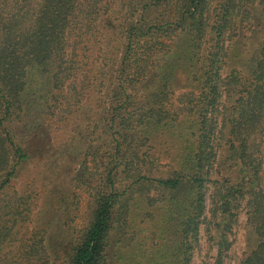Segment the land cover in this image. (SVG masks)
Listing matches in <instances>:
<instances>
[{
    "label": "trees",
    "instance_id": "16d2710c",
    "mask_svg": "<svg viewBox=\"0 0 264 264\" xmlns=\"http://www.w3.org/2000/svg\"><path fill=\"white\" fill-rule=\"evenodd\" d=\"M94 95L98 117L85 128L100 123L105 139L83 142L72 176L90 212L57 263L51 221L35 220V179L13 181L34 159L46 170L65 163L49 141L66 147ZM263 126L264 0H0V264H191L204 181L222 161L210 211L216 264L242 200L243 264H264ZM157 132L172 150L158 149ZM134 218L150 231L136 249Z\"/></svg>",
    "mask_w": 264,
    "mask_h": 264
},
{
    "label": "rangeland",
    "instance_id": "374dc122",
    "mask_svg": "<svg viewBox=\"0 0 264 264\" xmlns=\"http://www.w3.org/2000/svg\"><path fill=\"white\" fill-rule=\"evenodd\" d=\"M183 91L185 90L176 89L175 94H179ZM95 111L96 96L94 95L91 99L84 101L82 109L76 113V116L79 119L73 121L69 128V133L70 135L72 133V137H62L64 142L69 140V143L66 144V147L65 145L59 147L57 143L55 144L54 142L53 144L49 141V147L52 148V152L56 153L55 156L63 157L64 161V157H67L65 163L62 164V158H58L56 159L57 161H54L57 162V165L47 169V171L46 168L49 167V165H44L45 161L41 163L34 159L27 162L18 170L16 178L13 181L15 182V187L21 189L23 184L26 185L29 181L35 179V183L38 186L37 199L35 200L38 208H36L37 215L35 216V220L38 221V215H41L46 218L47 221H51L48 228V238L51 242L50 253L53 254V251H56L57 255L55 258L57 259V263L64 256V249L67 248V243L70 240V237L75 234L74 231L76 229H80V227L85 223L90 212V196L84 189L74 187L72 176L75 169L78 167V159L74 157V155L76 156V154L82 152L83 142L97 145L99 142H102L105 139V136L102 133L101 138L97 140L98 133H101L102 131L99 128L101 125L100 123H97L98 127L94 129V127H92L94 125L92 121L91 124L88 123L90 125L85 128L89 119H96L98 117V115L95 114ZM102 116L103 112L101 110L99 118H102ZM219 119L220 118H218V127L220 126ZM78 122H81L80 129L86 130V132H83L80 135L77 133L79 128L76 124ZM261 135L263 141L262 144L264 159V126L262 127ZM153 137V143L155 145L159 146V143L162 142L158 149H161L162 146L163 148H171L172 150L169 135L167 133L157 132ZM58 139H60V137ZM214 145L216 147L215 153L219 159V157L225 153V147H223L224 142L223 140L216 138ZM64 150H67V153ZM104 151H108L107 146H103V152ZM58 162L61 163L58 164ZM218 163L219 165L217 166V170H215V163L213 164V169H211L209 172L208 178L204 181L205 188L203 191L206 215L200 223L197 241L192 251L191 264H216L217 261L219 246L217 244V239L214 238V220L210 211L214 206L213 200H215V191L217 187L216 178L221 177L222 173H224L222 168V163L224 162L222 161L221 163ZM89 165L92 167L94 174L100 172L101 168L96 170V167L99 166H91V164ZM64 194L66 197H69V199L64 205H61L58 203V201L62 195L64 197ZM68 204L69 207L66 209ZM244 205L245 201L242 200L238 207L239 209L237 210L238 216L236 223H234L227 232V247L221 256L222 264H243V259L248 253L246 236L249 227L246 222ZM146 222L147 221H141L140 218L131 219L130 227L127 230L130 231L129 239L131 240V248L136 249L140 239H143V237L150 233ZM130 245L127 244L120 247V255H123L125 253V248H130ZM52 257L54 258V256ZM32 264H34V262Z\"/></svg>",
    "mask_w": 264,
    "mask_h": 264
}]
</instances>
